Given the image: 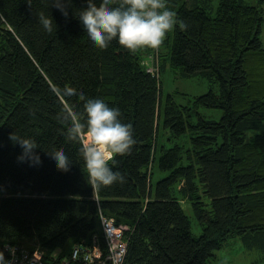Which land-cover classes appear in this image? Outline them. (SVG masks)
<instances>
[{
    "label": "trees",
    "instance_id": "1",
    "mask_svg": "<svg viewBox=\"0 0 264 264\" xmlns=\"http://www.w3.org/2000/svg\"><path fill=\"white\" fill-rule=\"evenodd\" d=\"M210 1L168 0L186 28H175L159 49L130 53L115 41L103 51L91 47L72 11L65 19L54 0H0V244L67 256L96 234L106 250L100 209L128 227L123 264H209L236 236L246 249L264 250V132L249 135L264 122V0ZM72 2L78 13L89 0ZM41 11L50 12L56 33L44 32ZM154 52L158 76L144 64ZM166 54L171 69L206 78L209 90L191 104L170 94L162 103ZM62 89L104 99L132 125L133 151L113 169L124 183L100 192L88 184L79 145L66 143L56 122ZM200 107L221 116H204ZM12 132L37 142L39 170L19 163ZM60 150L77 162L66 174L46 159ZM185 200L202 226L199 236Z\"/></svg>",
    "mask_w": 264,
    "mask_h": 264
},
{
    "label": "clouds",
    "instance_id": "2",
    "mask_svg": "<svg viewBox=\"0 0 264 264\" xmlns=\"http://www.w3.org/2000/svg\"><path fill=\"white\" fill-rule=\"evenodd\" d=\"M51 7L65 19L71 10L88 43L99 51L108 49L113 41L130 53L144 48L159 49L175 28H186L168 0H89L78 13L72 10V0H54ZM37 18L45 33H56L58 26L49 11L39 12ZM55 95L64 102L56 122L64 141L79 145L88 184L100 192L124 183L125 176L113 170L116 158L130 155L136 139L132 125L122 122L120 109L110 107L102 98H91L71 89L57 90ZM9 140L21 149L19 163L27 164L30 170L41 168L35 154L40 147L33 138L12 132ZM46 159L62 174L70 172L77 163L63 150L49 152ZM7 251L8 259L0 252V264H12L15 249L9 247Z\"/></svg>",
    "mask_w": 264,
    "mask_h": 264
},
{
    "label": "rangeland",
    "instance_id": "3",
    "mask_svg": "<svg viewBox=\"0 0 264 264\" xmlns=\"http://www.w3.org/2000/svg\"><path fill=\"white\" fill-rule=\"evenodd\" d=\"M246 1L249 3L258 4V0ZM210 3H212V6L215 7L218 3V0H211ZM262 7L264 19V2ZM260 39L264 45V21ZM148 56L145 59H147ZM164 58L166 59V65L161 70L159 79L162 103L164 102L167 95L170 94L174 101L178 104H191L194 96L205 93L207 90H209V84L206 78L199 75L182 76L177 71L169 67V57L167 54L164 56ZM148 62L149 60H147L146 63ZM214 89L217 90L218 86L216 85ZM199 111L202 115L213 119H219L221 116V110L217 108L200 107ZM263 132L264 122L259 128L250 131L249 135L252 136L255 133ZM160 134L162 135V139L164 138L165 140L166 136L168 135V131L162 129L160 126ZM157 178L158 176L155 174L153 181L155 182ZM205 199L206 201L209 200L207 197ZM181 206L190 220L192 234L194 236H199L202 232V226L193 214L190 201H183ZM209 264H264V250H259L257 248L250 250L246 249L242 245L240 237L236 236L228 240L227 244L222 249L216 251L215 256L210 259Z\"/></svg>",
    "mask_w": 264,
    "mask_h": 264
},
{
    "label": "built area",
    "instance_id": "4",
    "mask_svg": "<svg viewBox=\"0 0 264 264\" xmlns=\"http://www.w3.org/2000/svg\"><path fill=\"white\" fill-rule=\"evenodd\" d=\"M147 60H149L148 63ZM159 60L157 53H151L144 60L146 71L151 75L158 76ZM98 220L101 228L102 240L107 245L106 250L101 247L97 235H93L91 244L79 242L73 245L71 252L67 256H59V252H53L45 258L43 251L38 247L29 249L19 243L0 244V252L4 253L8 259L9 247L15 249L12 257V264H123L126 252V241L124 231L128 229L126 225L116 224L115 221L98 210Z\"/></svg>",
    "mask_w": 264,
    "mask_h": 264
}]
</instances>
